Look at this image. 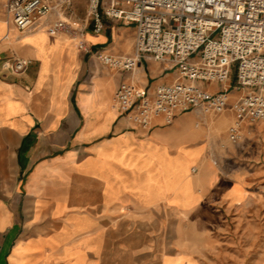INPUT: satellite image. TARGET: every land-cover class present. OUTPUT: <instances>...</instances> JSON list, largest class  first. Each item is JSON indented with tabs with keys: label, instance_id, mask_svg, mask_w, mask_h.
Wrapping results in <instances>:
<instances>
[{
	"label": "crops",
	"instance_id": "1",
	"mask_svg": "<svg viewBox=\"0 0 264 264\" xmlns=\"http://www.w3.org/2000/svg\"><path fill=\"white\" fill-rule=\"evenodd\" d=\"M67 37L20 33L0 8V264H206L223 253L213 228L240 219L254 186L213 166L218 153L199 129L212 113L136 126L113 107L119 86L152 94L176 71L153 60L134 72L105 66L98 53L134 51L135 27L118 20L82 34L90 53ZM13 57L30 65L3 75Z\"/></svg>",
	"mask_w": 264,
	"mask_h": 264
},
{
	"label": "built area",
	"instance_id": "2",
	"mask_svg": "<svg viewBox=\"0 0 264 264\" xmlns=\"http://www.w3.org/2000/svg\"><path fill=\"white\" fill-rule=\"evenodd\" d=\"M72 1L0 0V8L18 32L44 30L56 37L69 29L75 34L63 19ZM87 14L95 34L104 31L106 20L135 27L132 56L100 52L105 66L134 72L141 62L153 60L177 73L173 83L157 86L152 94L130 83L119 86L113 107L136 126L148 129L155 117L171 124L178 113L194 109L222 114L231 90L238 97L231 103L230 142L240 139L244 124L264 121V0H87ZM77 47L90 53L84 40ZM29 65L28 59L9 58L1 73L19 76ZM206 84L222 88L210 92Z\"/></svg>",
	"mask_w": 264,
	"mask_h": 264
},
{
	"label": "rangeland",
	"instance_id": "3",
	"mask_svg": "<svg viewBox=\"0 0 264 264\" xmlns=\"http://www.w3.org/2000/svg\"><path fill=\"white\" fill-rule=\"evenodd\" d=\"M63 17L75 28V34L70 29L63 33L68 36L66 44L77 45L80 40L83 41L82 34L92 30L87 14V0H73ZM126 28L125 37L134 43V29ZM198 54L192 59H197ZM234 75L233 71L231 80ZM224 117H227L226 121H222ZM234 120L230 104L225 113L210 114L208 122L199 126V129H207V139L211 140L218 153H214L215 156L211 158L213 166L229 177L237 172L250 176L248 181L254 186L251 190L254 194L244 203L242 216L237 222L232 217L223 226L213 228V235L220 239L219 251L224 252L214 251L211 258L206 259V264L264 263V121L254 125L244 124L240 139L232 143L227 138V132ZM183 172L187 174L189 170ZM181 186H186V183Z\"/></svg>",
	"mask_w": 264,
	"mask_h": 264
},
{
	"label": "bare ground",
	"instance_id": "4",
	"mask_svg": "<svg viewBox=\"0 0 264 264\" xmlns=\"http://www.w3.org/2000/svg\"><path fill=\"white\" fill-rule=\"evenodd\" d=\"M16 30V29H15ZM17 31V30H16ZM54 136V135H53Z\"/></svg>",
	"mask_w": 264,
	"mask_h": 264
}]
</instances>
